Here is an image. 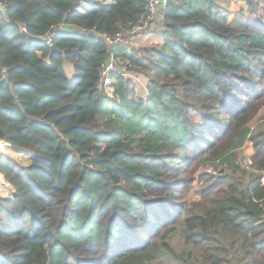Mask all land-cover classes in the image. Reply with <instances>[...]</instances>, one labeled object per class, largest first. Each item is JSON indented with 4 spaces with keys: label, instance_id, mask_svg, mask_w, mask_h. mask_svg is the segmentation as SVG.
I'll return each instance as SVG.
<instances>
[{
    "label": "trees",
    "instance_id": "1",
    "mask_svg": "<svg viewBox=\"0 0 264 264\" xmlns=\"http://www.w3.org/2000/svg\"><path fill=\"white\" fill-rule=\"evenodd\" d=\"M109 1L0 0V140L33 151L27 166L0 152L12 186L0 195V264H264V127L248 128L264 106L257 0H243L244 15L168 0L160 47L114 50L153 74L144 99L118 74L114 97L96 87L111 50L87 33L147 13L144 0ZM50 32L57 50L40 38ZM244 134L255 150L244 177L206 172L187 201L201 167L225 165Z\"/></svg>",
    "mask_w": 264,
    "mask_h": 264
},
{
    "label": "rangeland",
    "instance_id": "2",
    "mask_svg": "<svg viewBox=\"0 0 264 264\" xmlns=\"http://www.w3.org/2000/svg\"><path fill=\"white\" fill-rule=\"evenodd\" d=\"M103 3L108 4L109 0H102ZM247 2L241 1V0H221L220 5H222V8L226 11H230L231 9H237L240 10V7L244 6V11L241 14H247V10H249ZM258 5V11L257 14L259 17L263 18L264 20V0H257ZM87 11V3L85 1H82L78 4L76 8V12L78 14L85 13ZM162 9H158V13L162 15V17L157 21L156 20L150 25L148 29H146V32H142L139 36V34L136 35V39L134 41L133 47L131 46L132 50L133 48L138 49L141 53L144 52L147 48L150 47H160L161 44L157 41H159L161 38V33H158L157 30H164V27L161 26V20L163 19V14L161 13ZM157 15V17L159 16ZM148 30V31H147ZM153 31V32H151ZM154 33H157V37ZM159 34V35H158ZM153 35L152 37H150ZM147 37V38H146ZM143 54V53H142ZM65 70L67 74L70 77L75 76V68L74 65L71 62H65ZM130 75L132 77L130 78L131 83L133 85V88L135 90V94L137 97L140 98H147L148 96V86L150 84L151 77L153 74L151 72H141L137 70H129ZM257 127H264V106L260 109L258 114L255 116V118L251 121V123L248 125V128L252 131L255 130ZM5 151L8 155L13 157L19 164L23 166H27L30 164L33 151L25 148H20L11 145L10 143L6 141L0 140V152ZM255 154V150L253 147V144L251 142H248V140L245 138V134L242 136V138L239 136L238 142L235 143V149L227 156V159H225V165H222V163L218 161H207L199 170V173L197 174L196 181L192 184V187L185 192V198L187 201H197L200 199L199 192L202 188L203 183V177L202 175L206 172H210L215 177H218L220 175L219 171L222 170V168H225V170H232L234 167L237 169L236 176L244 177L245 171L248 169V162L249 158L252 157ZM244 170V172L242 171ZM229 172V171H228ZM249 172V171H248ZM248 175L246 174V177ZM264 181V180H263ZM0 195L6 198L12 197V186L9 184V182L5 179V177L0 174ZM177 246H181V241L176 240L175 241ZM153 264H164L160 263L159 261H156Z\"/></svg>",
    "mask_w": 264,
    "mask_h": 264
},
{
    "label": "built area",
    "instance_id": "3",
    "mask_svg": "<svg viewBox=\"0 0 264 264\" xmlns=\"http://www.w3.org/2000/svg\"><path fill=\"white\" fill-rule=\"evenodd\" d=\"M145 2V9L146 14L142 16V18L133 25L132 27L129 26H121L120 30L115 34L109 33H99L97 30H91V32L87 34H94L96 36H102L108 43L111 54L110 58L102 65V69L100 70V78L97 84V89L100 91L105 92L108 96L114 97V91L112 89V82H113V75L118 74L126 79H130L132 75H130L131 65L128 62L120 59L114 52L116 47H126L131 49L133 47L134 41L136 39V35L146 32V29L150 27V25L156 20L157 21L162 17L158 13V9H162V14L164 7L166 6L168 0H144ZM0 8L5 10L6 6L3 3H0ZM159 16L157 17V15ZM164 17V14H163ZM161 26H163L164 21L161 20ZM61 30L66 32H81L85 33V30L77 29L76 27H71L69 25L61 24ZM148 31V30H147ZM153 32V31H151ZM55 32H50L46 36H41L43 40L49 45L53 46V38L55 37ZM264 180V179H263Z\"/></svg>",
    "mask_w": 264,
    "mask_h": 264
},
{
    "label": "crops",
    "instance_id": "4",
    "mask_svg": "<svg viewBox=\"0 0 264 264\" xmlns=\"http://www.w3.org/2000/svg\"><path fill=\"white\" fill-rule=\"evenodd\" d=\"M102 1V0H101ZM109 3H110V1H109ZM77 8V7H76ZM78 13V12H77ZM80 14H83V13H80ZM155 35L157 34V33H154ZM159 35V34H158ZM153 35H151L150 37H152ZM156 37H157V35H156ZM161 39L159 40V41H157V42H159L161 45L163 44V40H162V36H159ZM147 38V37H146Z\"/></svg>",
    "mask_w": 264,
    "mask_h": 264
},
{
    "label": "water",
    "instance_id": "5",
    "mask_svg": "<svg viewBox=\"0 0 264 264\" xmlns=\"http://www.w3.org/2000/svg\"><path fill=\"white\" fill-rule=\"evenodd\" d=\"M52 50H57V48L53 45V46H52Z\"/></svg>",
    "mask_w": 264,
    "mask_h": 264
}]
</instances>
